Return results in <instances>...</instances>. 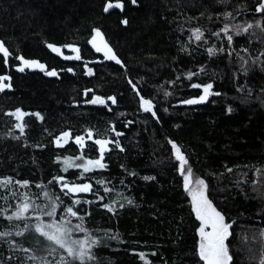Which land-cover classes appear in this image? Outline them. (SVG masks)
<instances>
[{"label": "trees", "instance_id": "trees-1", "mask_svg": "<svg viewBox=\"0 0 264 264\" xmlns=\"http://www.w3.org/2000/svg\"><path fill=\"white\" fill-rule=\"evenodd\" d=\"M109 2H120L123 9L105 12ZM262 2L0 0V42L10 53L7 63L0 54V77L10 85L0 91V181L12 180L0 187V232L12 233L0 238V264H40L29 259L33 255L51 264L68 258L62 249L49 255L47 242L33 230L53 220H69L73 229L82 223L86 231L74 230L73 238L91 234L100 241L88 264H203L197 254L199 222L173 144L186 158L185 168L192 169L193 183L204 180L208 199L231 225L230 264H260L264 11L257 8ZM227 13L231 17L225 19ZM197 28L203 33L199 41L193 36ZM97 29L120 63L91 47ZM19 57L44 68L26 67ZM50 71L56 75H47ZM207 84L219 95L185 103L203 95ZM96 97L103 103L90 102ZM144 100L151 101V111L144 110ZM17 109L28 115L18 120L11 115ZM96 140L109 142L104 168L85 172L66 165V160L101 159ZM24 181L27 187L21 186ZM82 182L91 185L89 191L69 192L70 184ZM26 197L35 207L25 219L9 221ZM53 202L55 215H44ZM69 207L77 217L67 213Z\"/></svg>", "mask_w": 264, "mask_h": 264}, {"label": "snow or ice", "instance_id": "snow-or-ice-1", "mask_svg": "<svg viewBox=\"0 0 264 264\" xmlns=\"http://www.w3.org/2000/svg\"><path fill=\"white\" fill-rule=\"evenodd\" d=\"M136 0H132V3H135ZM111 8H119L123 9V4L120 2H117L115 4L109 2L104 11L108 12ZM257 11H264V2L259 4V7L257 8ZM231 17V13L225 14V19H228ZM124 23H127L125 20ZM253 25L249 24L247 25V28H252ZM247 29H244L246 31ZM223 32L227 33L229 31V26L227 24L224 25V28L222 29ZM101 34L99 30H96V36L93 37V42L96 40V37H99ZM218 36L219 33H216ZM193 36L195 40L199 41L201 40L203 33L199 28L195 29L193 32ZM228 40L231 42L232 36L228 35ZM94 46L95 43H94ZM49 47H52L51 45ZM103 47L106 49L105 55L109 59L116 60L117 63H120V61L115 57L112 53L111 48H109L106 44L103 45ZM97 51H100L101 48L99 46H96ZM76 50V49H74ZM53 51H58V49L53 48ZM78 51V50H77ZM209 55H214L215 50L213 48L208 49ZM0 54L3 55L5 58V62L7 63V58L10 56V53L8 49L4 46L3 42H0ZM71 57H65V59H70ZM76 59H79V56L75 57ZM20 60L23 61L24 66L26 67H32L33 65H36L41 70L44 68V65L39 64L36 61H28L25 60L23 57H19ZM243 59V58H241ZM25 70V67H19L18 71L23 72ZM71 71V69H69ZM91 72V70H89ZM47 75H56L55 71H50L46 73ZM192 74H190L191 77ZM5 79H8L7 77H0V91H3L4 88L10 87V85H6L3 83ZM192 87L199 88L201 85L193 84ZM212 84H207L203 86V92L204 94L199 97V99H192L187 100L185 103L188 104H195L200 103L206 100V98L209 95H219V93H212L210 92V89H212ZM167 94V93H166ZM113 99L114 98H109ZM91 103H103L102 100H100L99 97L94 98ZM143 104L146 105L145 111H151V101L144 100ZM229 111H231V108H229ZM11 115H15L18 120H22L24 116L28 115L27 113H23L21 110L17 109L15 113H11ZM34 115H39L34 114ZM155 115V113H153ZM17 128L21 129L23 131V125L17 124ZM70 134L65 132L63 133L64 137H68ZM89 136L92 135L91 132L88 133ZM119 135V133H117ZM77 142H80L83 140L82 137H76ZM59 141V138H58ZM109 143L108 141L104 140H96V144L100 145V153H101V159L92 161L89 160L87 165H80L84 167V171H89L88 165L98 167V168H104L105 165L101 162L103 159L104 149L105 145ZM173 148L175 149L176 153V159L180 162V171L181 175L184 176V186L185 190L188 191L192 196V203H193V211L196 213L197 219L201 222L200 228L198 229L200 240L198 244V250L197 254L199 256V259L203 261V264H230L232 261V256L229 253V247L226 241L228 240L230 236L229 229L231 228V225L229 223L225 222V217L217 211V209L213 206L211 200L207 197V184L202 179H195L194 184L195 187H190V184L193 183L192 180V169L185 168V165H187V160L182 154L180 148L173 144ZM67 166H71L70 160L65 161ZM231 171V169H229ZM186 173V174H185ZM62 179V178H58ZM149 179V178H145ZM12 183V180L6 179L3 181H0V187H6L8 184ZM20 183V182H17ZM102 183V182H101ZM22 187H27L28 182L24 181L21 184ZM64 187H68V185H64ZM91 188V185L89 184H83V185H76L73 187L68 188L69 192H87ZM105 191H110V189L105 188ZM15 195V193H13ZM48 193H45V196H47ZM102 199V198H101ZM131 203V201H129ZM35 207L32 203H30L25 198L24 202L17 207L16 211L13 213V215L8 216L7 219L9 221H12L13 219L21 220L25 219V213L29 211L30 208ZM105 207L109 208L111 211V207L109 205H105ZM43 211V209H41ZM56 206L53 202V206L51 211L44 212V215H47L49 217H53L55 215ZM67 213H69L73 217H77L78 214L76 211H73V208L69 207L67 208ZM81 221L83 220L82 217H78ZM39 219V217H37ZM71 221L64 220L62 222H57L53 220L52 222H40L37 223L34 226V232L39 234V237H42L44 241L47 242L48 247L47 251L49 255H52L56 253L57 249H62L64 252L67 253V257L65 258L61 256L59 260L57 261V264H88L89 261H92L95 259L94 255L92 254V248L97 246L100 241L97 239H94L91 237V234H89V237L84 240L80 239H74L72 236V233L74 230L78 231H86L82 223L75 225V228L70 226ZM211 229L210 231H206V229ZM28 226L25 227L24 231H28ZM24 231H17L15 233L16 236H22L24 235ZM12 235L11 232H0V238H4L7 236ZM24 251H29L28 249H24ZM29 259H32L34 261H39L40 264H51L46 258L38 257V256H30ZM141 259H143V254H141ZM260 264H264V259H261Z\"/></svg>", "mask_w": 264, "mask_h": 264}, {"label": "rangeland", "instance_id": "rangeland-1", "mask_svg": "<svg viewBox=\"0 0 264 264\" xmlns=\"http://www.w3.org/2000/svg\"><path fill=\"white\" fill-rule=\"evenodd\" d=\"M95 36H96V31H93L92 34L90 35L89 44L91 45V47L95 51H97L96 46H99L101 48V50L97 51V52H99L101 55L105 56L106 49L103 47L104 41H103L102 35H100L99 37H96V40L93 42V37H95ZM94 43H95L96 46H94ZM53 48L58 49V51H55V52H59V48H57V47H53ZM53 48H52V50H53ZM88 161L89 160H86V159L82 158V159H78V161L71 160L70 163H71V166L76 167V168H78L80 170H84V167H82L80 165H87ZM88 167H89V169L94 168V166H91V165H88ZM190 187H195V184L193 183ZM188 196H189V200H190L191 207H192V210H193L192 196H191V194L189 192H188ZM194 215L196 217V213L195 212H194ZM198 222H199V225H198V228H197V233H198L197 250H198V244H199V240H200L198 229L200 228V225H201V222L199 220H198ZM207 230L208 229H206V231Z\"/></svg>", "mask_w": 264, "mask_h": 264}, {"label": "water", "instance_id": "water-1", "mask_svg": "<svg viewBox=\"0 0 264 264\" xmlns=\"http://www.w3.org/2000/svg\"><path fill=\"white\" fill-rule=\"evenodd\" d=\"M32 67H35L34 65L32 66ZM203 94H204V92H203ZM199 99V98H198ZM146 107V106H145ZM83 184H88L87 182H82V183H74V184H70V186L71 187H73V186H76V185H83ZM64 185H68L67 183H64L63 184V186ZM72 194H75L76 192H71ZM79 193H86V192H79ZM211 229L209 228L207 231H210Z\"/></svg>", "mask_w": 264, "mask_h": 264}]
</instances>
